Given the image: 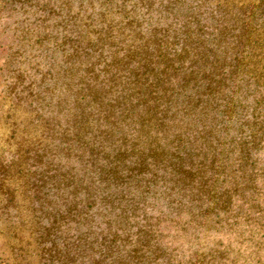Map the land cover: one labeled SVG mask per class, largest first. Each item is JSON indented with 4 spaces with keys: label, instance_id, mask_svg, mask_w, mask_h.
<instances>
[{
    "label": "rangeland",
    "instance_id": "rangeland-1",
    "mask_svg": "<svg viewBox=\"0 0 264 264\" xmlns=\"http://www.w3.org/2000/svg\"><path fill=\"white\" fill-rule=\"evenodd\" d=\"M103 17L113 26L116 37L112 40L115 44H119L121 36L118 30L122 24L125 25V21L135 19L142 24V45L138 39L136 43L140 42L137 46L141 50L140 56L143 53V56L147 55L148 60L152 61V75L163 80L158 92V111H164L161 116L167 111L164 104L167 96H173L175 103V108L169 115L171 120L167 119L165 123L163 137L156 136L158 141L162 139L163 147L170 148L172 152V148L177 145L174 142L175 133L185 128L188 130V127L195 125V121L196 126L199 125L198 121H206V114L203 115L202 112L201 116L200 107L196 110L189 107L190 97L195 103L198 88L204 90V86L207 90L212 87L211 94L213 93L207 103L209 109H205L208 114L206 125L211 122L209 127L213 129L214 135H219L221 141L239 137L240 130L249 132L256 124L264 125L263 87L258 86L254 94H250L252 89L248 87L251 83L245 84L249 68L246 73L240 71V60L245 63L251 58L246 57L244 51L247 53L248 50L251 54L255 52V40L252 47H248L247 30L257 17H261L257 19V23L258 27H262L264 0H0V264H103L101 215L105 211L100 197L91 201L92 209H87L89 202L81 193L77 196L78 215L70 216L66 210L71 207L72 196L63 195L59 200L52 197L51 183L52 173L55 171L76 174L78 178L84 177L87 182L88 174L84 176V172L88 163L94 162L89 153L90 148L101 150L106 147L109 153L106 163H110L113 159L116 160L117 149L123 137L132 140L127 148V161L131 165L130 179H135L133 163L138 158L130 146L135 139L132 129H129V124L126 126L120 112L107 117L108 121L100 113L90 116L93 127L87 128L85 135L91 136V145L86 151L81 144L72 148L60 144L63 132L66 134L68 127L75 123L79 112L72 110L66 86L69 79L66 59L70 32H81L84 45L90 44L87 41L91 42L97 35L91 33L86 38L84 22H92V29L104 31L106 25L104 21L101 23ZM74 22L77 24H72ZM244 30L246 33L242 36ZM65 42L67 43L64 44ZM261 47L262 51L264 45ZM110 52L107 54L110 55ZM239 61L240 64L237 65ZM207 63L217 66V70L219 68V71L213 69L216 73L219 72L217 81L220 73L225 75L221 93L218 94L220 98H216L214 82L212 85L211 80L205 77L208 76ZM233 95L240 98L241 105L231 115L227 111V100ZM58 102L61 105L59 113L55 109ZM176 113L177 117H173ZM254 115L259 116V122ZM55 122L60 123V128L54 126ZM130 122L129 119L128 123ZM53 128L58 132L55 144L50 146L54 145L52 148L56 150L54 155H45L44 146L49 135L46 130L52 131ZM76 130H72L71 136ZM126 131L131 136L129 133L124 136ZM151 134L154 140V132ZM145 136L142 135L141 140L143 147L149 143ZM80 142H83V138ZM56 144L60 145L55 147ZM172 145L174 146L171 147ZM262 147L257 164L264 168V145ZM27 149L28 159L24 164L21 158ZM103 164L106 168L107 165L99 159L97 165ZM22 167H27L31 175L30 199L36 209L39 207L37 201L40 191L43 189L47 192L51 188L48 199L45 195V203L50 205L51 201L53 213L44 216L43 221L39 219V213L27 207L24 201ZM146 176L147 174L144 175ZM259 186L263 188L264 183ZM128 192L130 194L126 193L125 198L133 195L131 184ZM160 192L161 189L159 195ZM97 193L98 191L95 194L98 195ZM149 201L153 202L152 199ZM261 205L264 208V195ZM154 206L157 208L153 214L157 216L164 209L163 201L157 200ZM56 211H62L63 216L68 215L65 220L61 219L59 227L53 224V214L56 215ZM181 216L182 221H186V212ZM111 227L113 231L117 229V225L114 226L113 223ZM243 231L246 236H238L233 230H223L221 237L212 232L204 241L212 247L221 240L223 245L231 244L235 248L236 240L246 239L244 264H264V227L258 230V251L257 247L254 248L250 231L245 232L246 227ZM177 235L173 240L174 231L171 230V248L177 249L174 252L177 260L182 258L183 264H186L198 246H195L191 231L186 234L179 229ZM120 257L116 253L112 257L113 262L112 259L104 262L121 264L124 260Z\"/></svg>",
    "mask_w": 264,
    "mask_h": 264
},
{
    "label": "trees",
    "instance_id": "trees-1",
    "mask_svg": "<svg viewBox=\"0 0 264 264\" xmlns=\"http://www.w3.org/2000/svg\"><path fill=\"white\" fill-rule=\"evenodd\" d=\"M260 18L254 19L247 30L249 33L248 47H252L255 40L256 45L253 47L255 52L251 54L248 50L247 53L244 51V55L251 58L245 63L240 60L242 62L240 71L246 73L249 68L245 84L251 83V87H248L252 89L250 94H254L258 86L263 87L264 93V48L261 51V45H264V21L262 19V27H258L257 19ZM103 19L101 23L103 24L104 21L106 25V28L103 27L104 31L92 29V22H84L86 38L91 33L97 35L94 38L95 41L93 39L91 42L87 41L90 44L84 45L81 32L77 30L70 32L66 59L69 79H67L66 86L72 101V110L79 112L78 119L68 127L66 134L62 131L63 140H60V144L69 148L81 144L86 151L91 145V136L85 135L86 129L93 127L89 120L90 116L100 113L108 121L107 117L120 112L126 121V126L129 124V129H132L135 139L133 143H130L133 153L138 158L133 163L135 164L133 168L135 179L134 181L130 179L131 165L127 161V148L132 140L123 137L117 149L116 160L113 159L110 163H106L109 156L106 147L101 150L90 148L91 159L96 163H88L84 172V176L88 174L87 182L84 177L78 178L76 174L73 175L70 172L62 174L55 171L52 173V197L55 196L59 200L63 195L72 196L71 207L66 210L70 216L78 215L77 196L79 197L81 193H83V198L86 197L89 202L87 209H92L91 201L100 197L103 211H105L101 215L103 217L102 245L104 250L103 253L101 251L103 264L108 259H112L116 253H119L120 258L124 260L120 262L121 264H183L182 258L177 260V254L174 255L177 249L171 248L170 240L171 230L174 231L172 237L174 240L179 229L186 234L191 231L192 236L194 235L195 246H198L186 264H244L246 239L236 240L237 247L235 248L231 244L223 245L221 240L210 247L204 240L212 232L221 237L223 230H233L238 236H243V228L246 227L245 232L250 231L252 234L254 248L257 247V251L259 250L256 238L260 234L258 230L264 227V208L261 205L264 187H260L259 184L264 183V168L258 167L257 160L264 145V125L256 124L249 132L240 130L239 137L234 136L221 141L219 135H214L213 129L209 127L211 122L208 126L206 125L208 114L205 109L213 93L211 94L212 87L207 90L204 86V90L198 88V99L195 103L190 97L189 107L195 110L200 107L201 116L202 112L203 115L206 114V121H198L197 126L195 121V125L191 124L193 126L188 127V130L185 128L175 133L174 142H177V145L176 147L171 146L173 147L172 152L170 148L163 147L162 139L158 141L156 136L162 135L163 137L165 123L167 119L171 120L169 115L175 108V103L173 96H167L164 100L167 111L161 116L164 111L162 113L158 111L160 103L158 92L163 80L152 75L153 63L148 60L147 55L143 56L142 53V57L140 56L141 50L137 47L140 42L136 43L142 40L140 39L142 24L135 19L125 21V25L122 24L118 30L121 36L119 44H115L112 40L116 37L113 26L107 22V18L103 17ZM126 31L128 33H125ZM243 33L242 36L246 31L244 30ZM107 45L108 48H106ZM145 46L144 44V48ZM57 47L59 48L58 44ZM142 51L145 50L142 49ZM108 52L110 55L107 54ZM207 64H209L208 76L205 77L211 80L212 85L214 82L213 89L216 91V98H220L218 94L221 93L225 75L220 73V79L217 81L219 72L216 73L213 70H217V66ZM238 69H240L239 66ZM227 101L229 102L227 111L234 115L241 105L240 98L237 99L233 95ZM57 106L55 109L59 113L60 102ZM177 115L176 113L173 117ZM254 118L258 121L259 116L254 115ZM129 119L130 123H128ZM111 122L116 121L111 120ZM245 125H247L246 122ZM54 126L60 128V123L55 122ZM77 127L78 130H76ZM74 129L76 131L71 136ZM46 131L49 135L44 146L45 155H54L56 148L50 145L54 143L58 130ZM152 132L156 137L154 140H152ZM166 132L167 129H165ZM128 133L129 131H126L124 136ZM142 135H146L149 141L144 147L141 145ZM81 138L83 142H80ZM102 140L108 139L102 138ZM60 144H56L55 147ZM47 147L54 149L53 152L52 150L49 152ZM27 152L28 149L21 158L24 164L28 159ZM99 159L101 163L107 165L106 168L104 164L103 166L97 165ZM53 169L54 167L52 171ZM21 171L24 201L27 207L39 213V219L43 221L44 216L53 213L52 206H50L51 201L50 205L45 203V195L48 199L51 188L47 192L43 189L40 191L41 195L37 201L39 207L36 209L33 200L30 199L31 175L27 167H22ZM145 174H147L146 177H144ZM130 184L133 187V195L125 198V195L130 194L128 192ZM96 191L98 195L95 194ZM150 198L153 202L149 201ZM159 199L163 201L164 209L160 210L156 216L153 214L157 208L154 202ZM36 212L35 218H37ZM183 212H186V221L181 219ZM56 215L53 214V224L59 227L61 219L65 220L68 215L63 216L62 211L61 213L56 211ZM112 223L114 226L117 225L114 231L111 227ZM262 236L264 238V233Z\"/></svg>",
    "mask_w": 264,
    "mask_h": 264
}]
</instances>
